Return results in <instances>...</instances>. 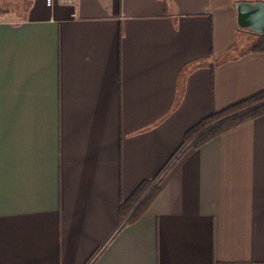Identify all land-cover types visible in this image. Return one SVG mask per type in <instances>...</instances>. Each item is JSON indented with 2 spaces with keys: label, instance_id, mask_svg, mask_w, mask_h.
I'll use <instances>...</instances> for the list:
<instances>
[{
  "label": "crops",
  "instance_id": "0c3cea01",
  "mask_svg": "<svg viewBox=\"0 0 264 264\" xmlns=\"http://www.w3.org/2000/svg\"><path fill=\"white\" fill-rule=\"evenodd\" d=\"M237 1L0 0V264H264V114L182 152L264 90Z\"/></svg>",
  "mask_w": 264,
  "mask_h": 264
},
{
  "label": "trees",
  "instance_id": "16d2710c",
  "mask_svg": "<svg viewBox=\"0 0 264 264\" xmlns=\"http://www.w3.org/2000/svg\"><path fill=\"white\" fill-rule=\"evenodd\" d=\"M249 52H264V35L258 36L251 46L241 54ZM264 114V90L247 98L234 102L220 110H214L185 133L182 152L190 148H198L218 135L227 132L249 120ZM159 192L155 178L143 180L133 192L122 201L121 216L127 217V222L137 221L148 209Z\"/></svg>",
  "mask_w": 264,
  "mask_h": 264
},
{
  "label": "water",
  "instance_id": "95a60500",
  "mask_svg": "<svg viewBox=\"0 0 264 264\" xmlns=\"http://www.w3.org/2000/svg\"><path fill=\"white\" fill-rule=\"evenodd\" d=\"M236 23L242 29L264 35V0L235 2Z\"/></svg>",
  "mask_w": 264,
  "mask_h": 264
},
{
  "label": "built area",
  "instance_id": "2783aa9c",
  "mask_svg": "<svg viewBox=\"0 0 264 264\" xmlns=\"http://www.w3.org/2000/svg\"><path fill=\"white\" fill-rule=\"evenodd\" d=\"M46 6H51L54 2V0H44ZM62 4L66 5H73L75 3V0H59Z\"/></svg>",
  "mask_w": 264,
  "mask_h": 264
},
{
  "label": "rangeland",
  "instance_id": "374dc122",
  "mask_svg": "<svg viewBox=\"0 0 264 264\" xmlns=\"http://www.w3.org/2000/svg\"><path fill=\"white\" fill-rule=\"evenodd\" d=\"M239 1H258V0H239ZM247 36L244 35V33H241L239 35V45L243 48L246 47L244 44V41L246 40Z\"/></svg>",
  "mask_w": 264,
  "mask_h": 264
}]
</instances>
